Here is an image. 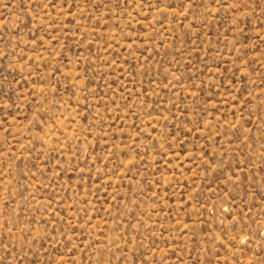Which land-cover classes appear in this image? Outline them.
<instances>
[{
    "label": "rangeland",
    "instance_id": "rangeland-1",
    "mask_svg": "<svg viewBox=\"0 0 264 264\" xmlns=\"http://www.w3.org/2000/svg\"><path fill=\"white\" fill-rule=\"evenodd\" d=\"M0 264H264V0H0Z\"/></svg>",
    "mask_w": 264,
    "mask_h": 264
}]
</instances>
